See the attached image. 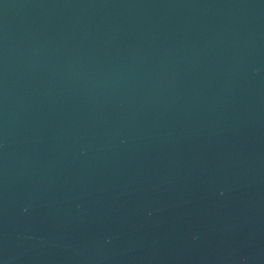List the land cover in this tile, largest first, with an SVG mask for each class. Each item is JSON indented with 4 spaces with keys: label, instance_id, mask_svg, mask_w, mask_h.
<instances>
[{
    "label": "water",
    "instance_id": "obj_1",
    "mask_svg": "<svg viewBox=\"0 0 264 264\" xmlns=\"http://www.w3.org/2000/svg\"><path fill=\"white\" fill-rule=\"evenodd\" d=\"M0 264H264V0H0Z\"/></svg>",
    "mask_w": 264,
    "mask_h": 264
}]
</instances>
